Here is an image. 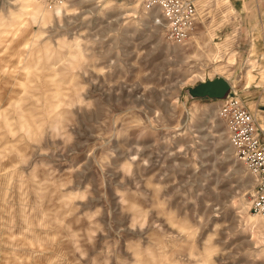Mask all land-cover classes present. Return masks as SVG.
Segmentation results:
<instances>
[{"label": "rangeland", "instance_id": "1", "mask_svg": "<svg viewBox=\"0 0 264 264\" xmlns=\"http://www.w3.org/2000/svg\"><path fill=\"white\" fill-rule=\"evenodd\" d=\"M195 3L177 43L142 0H0V264H264L218 114L264 73L235 1Z\"/></svg>", "mask_w": 264, "mask_h": 264}, {"label": "built area", "instance_id": "2", "mask_svg": "<svg viewBox=\"0 0 264 264\" xmlns=\"http://www.w3.org/2000/svg\"><path fill=\"white\" fill-rule=\"evenodd\" d=\"M57 3L63 0H55ZM146 10L160 14L157 22L164 26L167 37L182 43L192 33L197 19L195 0H142ZM228 141L235 157L253 177L251 209L264 217V139L252 113L239 95L234 93L219 106Z\"/></svg>", "mask_w": 264, "mask_h": 264}, {"label": "crops", "instance_id": "3", "mask_svg": "<svg viewBox=\"0 0 264 264\" xmlns=\"http://www.w3.org/2000/svg\"><path fill=\"white\" fill-rule=\"evenodd\" d=\"M234 12L231 13L229 22L242 27L245 26L246 39L241 41V34L237 35L235 56L241 57L245 54V67H249L253 74L264 73V0H245V7L240 0H234ZM201 18L198 12L197 21ZM228 20V19H225ZM258 27L260 34L258 35ZM241 42V43H240ZM241 44V46H240ZM252 62L249 63V61ZM246 108L252 113L260 129L261 137L264 139V80L258 83L246 85L244 91L239 94Z\"/></svg>", "mask_w": 264, "mask_h": 264}, {"label": "water", "instance_id": "4", "mask_svg": "<svg viewBox=\"0 0 264 264\" xmlns=\"http://www.w3.org/2000/svg\"><path fill=\"white\" fill-rule=\"evenodd\" d=\"M225 83L222 80H215L212 83L204 85V91H208L211 94L219 95L224 91Z\"/></svg>", "mask_w": 264, "mask_h": 264}]
</instances>
